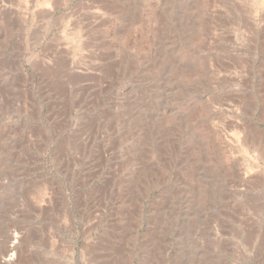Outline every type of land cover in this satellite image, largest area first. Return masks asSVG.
<instances>
[{"label":"rangeland","instance_id":"374dc122","mask_svg":"<svg viewBox=\"0 0 264 264\" xmlns=\"http://www.w3.org/2000/svg\"><path fill=\"white\" fill-rule=\"evenodd\" d=\"M31 1L0 0V264H264V0Z\"/></svg>","mask_w":264,"mask_h":264},{"label":"bare ground","instance_id":"6f19581e","mask_svg":"<svg viewBox=\"0 0 264 264\" xmlns=\"http://www.w3.org/2000/svg\"><path fill=\"white\" fill-rule=\"evenodd\" d=\"M32 3V1L31 0H28V3ZM35 2H37V1H35ZM40 3V2H39ZM47 3V2H46ZM36 4V3H35ZM38 5V4H37ZM53 7V6H52ZM48 9L49 10H51L49 7H48ZM16 248V246H14V245H10V246H8V250H10V252H11V250H13V249H15Z\"/></svg>","mask_w":264,"mask_h":264}]
</instances>
